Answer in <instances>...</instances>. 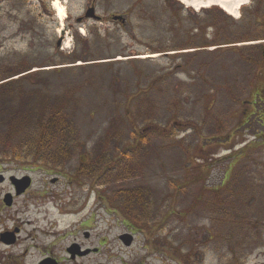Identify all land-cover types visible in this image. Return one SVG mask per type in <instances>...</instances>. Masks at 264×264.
<instances>
[{"label": "rangeland", "instance_id": "obj_1", "mask_svg": "<svg viewBox=\"0 0 264 264\" xmlns=\"http://www.w3.org/2000/svg\"><path fill=\"white\" fill-rule=\"evenodd\" d=\"M54 1L0 0V78L36 66L81 144L61 169L0 158L5 179H30L9 212L24 240L38 235L41 253L25 264H38L45 248L60 264H264V59L239 49L264 40L233 45L264 36V15H253L263 0L239 17L180 0H60L64 21ZM93 4L101 21L79 23ZM35 79L27 91L41 87ZM6 99L0 121L3 111L15 116ZM98 147L106 157L95 164ZM92 162L98 174L79 179ZM127 167L138 175L126 178ZM138 186L152 200L141 228L109 200ZM9 192L0 184V197ZM127 231L138 233L132 247L119 240Z\"/></svg>", "mask_w": 264, "mask_h": 264}, {"label": "trees", "instance_id": "obj_2", "mask_svg": "<svg viewBox=\"0 0 264 264\" xmlns=\"http://www.w3.org/2000/svg\"><path fill=\"white\" fill-rule=\"evenodd\" d=\"M244 9V8H243ZM218 11L221 14L224 12L219 8H212L208 12ZM256 17L264 15V0L260 2L254 9ZM264 36L250 39L239 38L236 43L262 41ZM216 46V45H215ZM242 50H250L255 56H260L264 59V44L252 45L246 47H240ZM242 52L243 57L247 56ZM84 58H75L76 61H82ZM86 60V59H85ZM251 63H257L253 58L248 59ZM91 62V61H85ZM44 67V66H43ZM41 67V68H43ZM36 68L34 65L25 63L20 65L17 69L6 74V76L0 78V104L3 102L6 104V98L9 95L13 96L15 104V116L9 118L6 111L1 114L2 120L0 121V158H9L15 160H30L32 164L53 165L58 168L67 166L81 151V144L76 132L77 128L72 122L73 119L69 117L67 112V106L60 105L55 100L59 98H53L44 91L43 85L44 79L37 78L40 74L37 71H33ZM36 78V79H35ZM33 79L37 82L42 81L41 87H33L31 92L27 91L26 83L32 84ZM50 78L46 79V82ZM13 88V89H9ZM262 98L259 94L256 99ZM262 100V99H261ZM1 110V109H0ZM22 111V112H19ZM65 112V113H64ZM23 115V116H22ZM152 116L150 115V118ZM23 134H27L22 138ZM85 146V144H83ZM82 146V147H83ZM84 148V147H83ZM101 150V153H100ZM106 157L104 150L98 147L94 154L95 164L98 157ZM93 162L84 168L77 170L76 176L82 178L86 173L91 174L88 177L90 180L95 177L96 170ZM139 167H132L133 173L131 175L130 167L125 170L128 175L126 178H132L138 175ZM136 173V174H134ZM95 174V175H94ZM118 179V177L116 178ZM92 181V180H91ZM227 180L222 184L225 186ZM142 186L131 187L125 190H119L109 200L111 205L117 207V210L121 211L122 215L128 221V224L132 227H139L137 223L140 221V211L144 215L143 218H151L152 214V200L149 198V190ZM108 200V202H109ZM109 202V203H110ZM142 225L139 227L141 228Z\"/></svg>", "mask_w": 264, "mask_h": 264}, {"label": "flooded vegetation", "instance_id": "obj_3", "mask_svg": "<svg viewBox=\"0 0 264 264\" xmlns=\"http://www.w3.org/2000/svg\"><path fill=\"white\" fill-rule=\"evenodd\" d=\"M123 19L126 21L124 17ZM121 23L123 24V22ZM5 183L9 184V186L11 187V192L7 193V195H4L3 197H0V211L5 212L4 227L3 230L0 231V247L4 249L1 250L0 254L3 253L4 256H0V264H25V262L29 260V258L34 254L35 251H37V253H41L38 243L33 246L34 242L38 240V235L35 239L33 238L32 234H29L30 236L24 240V238L21 236V225L15 224L11 226L10 223H13V221H15V216L11 215L9 212L17 205V201H19L20 198L26 196L29 191L19 192V190H22L21 185L17 183L13 176L5 179L3 175L0 174V184L4 185ZM11 218H13V220ZM9 226H11V228H9ZM125 233L132 234L135 239H137V232L127 231ZM78 249L79 253L77 254L81 255L80 248ZM48 253L49 252H47L45 248L41 256L42 259L38 262V264H60L57 260L59 259V257L53 255V252H50L49 254ZM77 254L76 257L78 256ZM87 254H90L89 250ZM70 255L71 259L75 261V254L70 253Z\"/></svg>", "mask_w": 264, "mask_h": 264}, {"label": "bare ground", "instance_id": "obj_4", "mask_svg": "<svg viewBox=\"0 0 264 264\" xmlns=\"http://www.w3.org/2000/svg\"><path fill=\"white\" fill-rule=\"evenodd\" d=\"M187 8H192L196 11H202L203 9H210L212 7H219L225 11L228 15L239 17L240 11L243 7L249 4L250 0H180ZM52 7L56 11L58 17L64 21L67 17V10L64 4L60 3V0H55L52 3ZM211 50H215L211 48ZM160 57L159 54L145 55L143 58L156 59Z\"/></svg>", "mask_w": 264, "mask_h": 264}, {"label": "water", "instance_id": "obj_5", "mask_svg": "<svg viewBox=\"0 0 264 264\" xmlns=\"http://www.w3.org/2000/svg\"><path fill=\"white\" fill-rule=\"evenodd\" d=\"M86 15L84 18H81L78 20L79 23H82L84 21V19H88V20H94V21H100L101 20V17L97 15L96 13V7H95V4H93L88 10L87 12H85ZM114 20L115 21H120V22H123L126 23L123 19V17L121 16H115L114 17ZM60 45V44H59ZM17 180V179H16ZM27 182L25 185V189L29 187V184H30V179L25 177L24 179H21V180H17V183L18 184H23ZM19 192H23L22 190H19ZM133 237L131 235H123L121 236V241L123 242V244L126 246V247H130L133 243Z\"/></svg>", "mask_w": 264, "mask_h": 264}]
</instances>
